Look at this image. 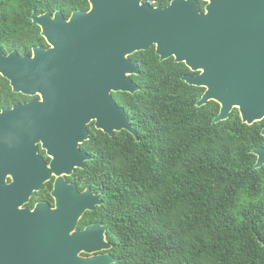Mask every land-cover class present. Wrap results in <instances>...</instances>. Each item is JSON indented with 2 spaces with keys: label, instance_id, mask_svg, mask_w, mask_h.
<instances>
[{
  "label": "water",
  "instance_id": "water-1",
  "mask_svg": "<svg viewBox=\"0 0 264 264\" xmlns=\"http://www.w3.org/2000/svg\"><path fill=\"white\" fill-rule=\"evenodd\" d=\"M88 1V12L75 11L69 19L62 12L30 17L48 50L34 48L32 56L5 57L0 49V74L13 91L42 96V102L0 113V264L116 263L108 255L81 256L111 249L105 226L77 230L83 216L103 204V195L90 189L80 194L63 184V192H54L56 209L21 206L42 188L60 161L80 166L73 154L80 142L90 139L87 125L92 122L108 136L126 131L138 140L132 121L113 99V94L139 91L132 80L140 74L138 62L131 58L136 54L155 48L161 61L174 59L199 73L182 80L205 89L198 107L209 102L220 106L214 123L227 121L235 110L249 126L264 119L263 82L246 71L244 25L230 24L245 19V14H260L261 0H202L205 12L198 0H173L165 8H154L146 0ZM40 141L44 147L49 142L48 148L67 149L52 150L62 156L51 169L38 160ZM253 154L255 168H262L264 148ZM6 163L19 165L12 185L6 183ZM60 183L64 182L58 179L57 188Z\"/></svg>",
  "mask_w": 264,
  "mask_h": 264
},
{
  "label": "trees",
  "instance_id": "trees-1",
  "mask_svg": "<svg viewBox=\"0 0 264 264\" xmlns=\"http://www.w3.org/2000/svg\"><path fill=\"white\" fill-rule=\"evenodd\" d=\"M89 10L88 0H0V45L30 55L46 46L34 13ZM131 58L139 91L117 102L138 140L93 130L84 187L103 195L91 222L108 226L116 264H264V166L253 154L264 123L243 124L235 110L216 124L220 106H197L205 89L182 80L193 75L185 64L161 61L155 48Z\"/></svg>",
  "mask_w": 264,
  "mask_h": 264
},
{
  "label": "flooded vegetation",
  "instance_id": "flooded-vegetation-1",
  "mask_svg": "<svg viewBox=\"0 0 264 264\" xmlns=\"http://www.w3.org/2000/svg\"><path fill=\"white\" fill-rule=\"evenodd\" d=\"M172 1L173 0H170L169 4L166 7H168ZM161 5H162L161 0H158V6L162 7ZM199 5H200V2H199ZM162 8H165V7H162ZM260 8H261L260 14H245V17H246L245 19H242L241 21L231 20L230 24L232 25L233 23L241 22L244 25V30L246 32V36H245L246 47L249 49L247 52V57H246V61H247L246 71L248 73V76L256 77V79H258L260 82H263L262 89L264 92V0H261ZM202 12H205V7ZM35 48H42L44 50H48L50 46L46 43V46H39ZM0 49L5 57L9 56L12 53H17L20 57L33 55V50L30 55H21L17 50L6 51L5 48L1 45H0ZM197 75H199V73H193V75L191 76H197ZM5 85H7L8 90L6 91L0 90V99L3 102V107L0 108V113L6 110H12L14 107L19 106V105H24L26 103H30L34 101L42 102V96L40 94H37L34 97H29V96L23 95L22 93L14 92L10 85L9 80L3 77L2 74H0V89L5 88L6 87ZM118 95L120 94H113V99L115 103L119 106L117 102ZM261 122L264 123V119ZM87 130H88L90 139L88 141L80 142L78 144V151L75 154H73L76 162L80 163V166L76 164H73V166H71V164L69 163L63 164L60 161L59 164L55 166L53 171L50 172L51 174L50 178L43 184L42 188L39 191L33 192L29 201L27 203H24L21 206L22 209H28V210L33 211L35 210L36 206H38L39 204H45V205H48L51 209H56L57 198L54 196V192L56 193L63 192L66 186H73L76 189V191L80 194L90 189V188H84V187L86 185V179L88 177V164L95 159L94 156H92V154L90 153V149H89V142L91 141L92 131L97 130L95 128V122H92L90 125H87ZM61 143H63V141H60V144ZM46 145L47 147H44L43 141L36 143L37 157L39 158L38 159L39 161H43L47 169H51V166L54 160H60V157L62 156V155H54L52 150L55 151L56 153H63L67 151V149L63 146H60L56 149L48 148L51 145V143L49 142ZM9 157L10 156H6L5 158L9 159ZM13 157H16V156H13ZM87 157H91V160L86 159ZM33 167L40 169L39 166L37 165H33ZM3 168L5 169L6 174H7V177H6L7 185H12L14 183L13 175L18 173L19 165L13 164L10 166L9 164L6 163L3 165ZM58 179H61L64 183H60L57 188L56 184H57ZM63 184L66 186H64ZM91 191L95 195H102V194L95 193L93 190ZM101 206H97L94 209V211L87 212L83 216V218L88 217L90 218V220L87 219L86 220L87 223L85 224L83 228H81L80 226L83 220L82 218L77 230L83 231L86 228L93 226V225H101L102 227L105 226L107 228L106 233H105L106 242L110 243L108 240V226L101 222H93V223L91 222V218L93 217L92 213H94ZM110 245H111V249H109L108 251H103V252L95 253L92 255L82 253L81 256L84 258H91V257L108 255V256L113 257L117 263L118 260L112 254L113 246L111 243Z\"/></svg>",
  "mask_w": 264,
  "mask_h": 264
},
{
  "label": "built area",
  "instance_id": "built-area-1",
  "mask_svg": "<svg viewBox=\"0 0 264 264\" xmlns=\"http://www.w3.org/2000/svg\"><path fill=\"white\" fill-rule=\"evenodd\" d=\"M145 3L150 5V6H152V7H154V8L159 7L158 6V0H146Z\"/></svg>",
  "mask_w": 264,
  "mask_h": 264
}]
</instances>
